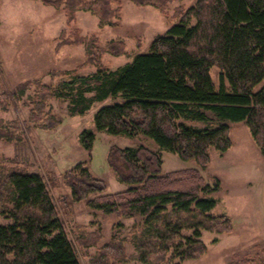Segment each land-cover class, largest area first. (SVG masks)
<instances>
[{
	"label": "trees",
	"instance_id": "trees-1",
	"mask_svg": "<svg viewBox=\"0 0 264 264\" xmlns=\"http://www.w3.org/2000/svg\"><path fill=\"white\" fill-rule=\"evenodd\" d=\"M38 1L62 10L68 26L75 23L80 11L98 17L101 28L118 26L122 16L121 0ZM132 2L139 7L152 6L166 15L170 5L179 0ZM172 17L178 24L165 35L156 36L149 53L136 55L132 63L116 70L104 66L101 57L104 53L127 55L124 42L112 41L100 47L94 37L76 35L74 40H64L61 46L85 44L88 61L96 62L97 71L88 77L71 76L54 88L36 82L35 99L23 102L29 108L30 122L44 131L59 127L61 121L47 111L48 103L55 99L68 101L70 114L75 116L112 98L118 101L95 116L99 132L128 138L144 134L162 150L183 160H195L206 168L211 149L225 153L232 147L229 123L246 122L264 154V0H198L190 8H175ZM61 37L65 39L66 32ZM213 67L221 71L218 92L211 77ZM225 79L229 90L224 86ZM30 84L19 86L13 100L22 102ZM8 103L9 98L1 95L0 104L7 108ZM193 123L204 126L195 127ZM18 130V124L8 130L0 121V140L21 141ZM95 139L93 130L80 135L86 151L93 149ZM107 161L116 179L128 189L108 193L105 181L96 178L82 162L63 175L71 200L105 215L138 217L142 225L132 231L135 256L127 254L126 240L117 232L90 264H122L128 259L143 264H179L174 262L176 258L195 260L207 253L202 231H234L230 218L211 215L217 202L210 195L220 186L207 184L199 169L163 173L161 154L144 146H113ZM0 210L13 222L0 225V264H81L60 217L50 181L3 155ZM118 227L123 225L119 223ZM75 231L80 249L95 247L102 240L100 230L88 232L77 226ZM184 231L193 234L181 250L179 241ZM262 254L231 264H264Z\"/></svg>",
	"mask_w": 264,
	"mask_h": 264
},
{
	"label": "rangeland",
	"instance_id": "rangeland-1",
	"mask_svg": "<svg viewBox=\"0 0 264 264\" xmlns=\"http://www.w3.org/2000/svg\"><path fill=\"white\" fill-rule=\"evenodd\" d=\"M198 0H179L170 5L166 15L152 6L139 7L132 0H121L122 16L118 26L101 28L99 19L91 12L80 11L76 21L67 25L65 13L54 7L45 6L38 0H0V96L9 98V106L0 104V121L9 130L13 124L21 126L18 136L21 141L0 140V155L15 159L20 168L44 175L51 183L52 194L65 223L68 235L77 250L81 264H90L92 258L118 232L126 240L129 256H135L132 231L142 225L140 218L125 219L117 214L105 215L89 209L85 203H74L71 192L64 185L63 175L77 164L85 162L91 173L105 181L108 193L122 192L128 186L118 181L111 170L107 158L111 147L137 148L144 146L161 154L163 173L196 168L207 184L219 190L211 193L217 205L213 216H227L234 225L231 234H216L202 231L201 240L207 246V253L199 259L183 261L179 264H231L243 259L255 258L264 250V154L255 144L246 122L229 123L232 147L225 153L216 149L210 151V163L201 168L195 160H183L177 154L162 150L150 137L140 134L135 138L110 135L99 132L95 127L97 112L118 100L109 98L95 103L84 115L72 116L69 102L52 100L47 111L61 121L54 130L44 131L30 122L29 108L23 102H31L37 94L36 82L57 87L71 76L88 77L96 73V62L88 61V48L82 45L61 46L64 40L80 37H94L100 47L112 41L126 44L127 55L116 57L104 53L101 63L110 70H116L132 63L138 54L149 53L156 36L165 35L178 24L172 19L174 9L183 5L190 8ZM67 37L62 39V33ZM71 73L65 76V73ZM215 91L221 89V71L211 69ZM25 83L27 88L22 102L13 100L14 91ZM224 86L230 89L228 81ZM259 88H257L258 90ZM92 94H88L91 97ZM214 125L216 121L210 117ZM9 123L10 126H9ZM192 126L202 127L200 123ZM85 130H93L96 135L94 147L86 151L80 143V135ZM66 201L62 198L67 197ZM0 210V225H10ZM123 225L122 228L118 224ZM82 226L88 232L100 230L102 240L95 246L78 248L79 234L75 231ZM192 231H184L180 239L181 250L187 247V239ZM262 257L263 254H262ZM122 264H143L128 259Z\"/></svg>",
	"mask_w": 264,
	"mask_h": 264
}]
</instances>
